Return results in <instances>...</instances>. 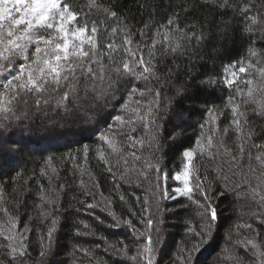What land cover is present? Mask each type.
<instances>
[{"label":"trees","instance_id":"1","mask_svg":"<svg viewBox=\"0 0 264 264\" xmlns=\"http://www.w3.org/2000/svg\"><path fill=\"white\" fill-rule=\"evenodd\" d=\"M88 2L69 0L75 10L84 12L89 11ZM98 2L118 13L120 22L128 26L137 42H148L156 28L176 15L182 31L173 33L176 39L172 43L174 46L178 43L179 48L172 52L157 46V75L147 81L121 80L106 96L97 99H92L91 92L87 97L81 92L69 107V113L76 115L56 108L54 100L40 108L30 100L26 108L8 114L7 120L0 117V188L3 189L0 208L7 209V213L0 211V224L6 227L10 217L16 219L17 231L25 237L22 242L28 253L15 264H138L130 257L143 249L145 238L140 232L145 226L140 221L147 218L153 220L150 230L153 264H184L180 259L182 249L190 248L194 239L189 229L195 227L199 231L201 221L196 206L186 197L165 198L162 190L169 197L175 195L177 181L173 177L182 171L185 162L182 152L194 148L201 133L211 134L210 129H218L214 137L218 148L213 150L212 157L197 154L192 184L196 183L195 176L203 181L202 186L216 208L217 220L212 224L211 238L194 255L193 264H237V259L240 264H250L251 246L245 249L237 240L247 236L264 248V225L260 223L264 219L261 215L264 206L258 205L249 192V185L256 186L262 170L247 156L248 151L255 154L253 144H264V113L254 110L256 106L252 103L241 104L245 113L241 117L242 130L251 134V140L237 132L228 97L235 95L237 86L246 91L247 85L238 81L229 88L224 82V70L229 64L240 60L247 63L249 59L257 67H264V0H251L252 10L247 14L241 9L249 0H228V6H221L224 0ZM257 13L259 22L252 26V32L245 31L250 23L246 15ZM88 20L89 24L95 20L100 26V44L107 43L111 27L117 21L94 8ZM142 29L146 32L143 37L139 34ZM249 49L256 50L258 55L249 56ZM250 73L246 78L254 80V95L257 99L264 98L261 90L264 79L252 70ZM133 86L145 91L144 103L152 99L150 90L161 93L156 112L158 128L151 129L156 139L141 150L144 160L129 158L128 166L122 161L118 165V157L111 155L110 163L106 164L99 153L103 151L107 156L110 150L100 137L115 123L116 115L133 116L135 120L122 107ZM137 99H140L138 95L133 97L130 107L137 106ZM240 99L237 96L238 102ZM132 127H135L132 135L147 139L146 130L138 120L134 125L118 126L113 131L124 141ZM220 141L224 147L219 146ZM242 142L245 154L241 161L237 145ZM225 147L238 157L237 161H231ZM145 160L158 165L160 175L167 173V181H159L160 188L156 187L154 171L148 172L147 181L138 176ZM125 167L132 169L126 175ZM196 198L202 199L198 194ZM90 204L94 207H88ZM145 207L148 213L144 212ZM53 219L56 224L49 243L47 232L53 227ZM128 219L134 228L124 223ZM244 224H252V229L241 227L237 233L236 226ZM5 235L0 234V264H9L11 257L6 259V253L21 242L19 236L6 240ZM125 246L126 255L121 251ZM41 250L45 251L43 257L39 255Z\"/></svg>","mask_w":264,"mask_h":264},{"label":"snow or ice","instance_id":"2","mask_svg":"<svg viewBox=\"0 0 264 264\" xmlns=\"http://www.w3.org/2000/svg\"><path fill=\"white\" fill-rule=\"evenodd\" d=\"M88 12L83 9L77 11L69 3V0H0V76L3 81L0 82V117L8 119V114H15L17 109L26 108L31 103L40 108L49 106L54 100V106L63 109L65 113L76 115V112L69 113L70 104H74L81 92L87 97L89 92L92 99L106 96L121 80H149L157 75L156 73V57L157 46L167 50L171 49L175 52L179 48V44L173 45L172 41L174 32L182 31L176 23L177 16L173 15L166 23L156 28L154 33L149 37L148 42L143 40L137 42L133 40V34L126 24L120 22L118 13L111 7H105L98 0H89ZM221 6H228V0H224ZM102 11L106 17L115 19L117 24L111 27L108 34V42L101 45L99 41L100 26L95 20L89 24V16L91 9ZM252 10L251 0L246 4L241 12L247 14ZM259 13L247 16L250 21L245 27V31L252 32L253 25L258 21ZM83 17V19H81ZM103 24V21H101ZM148 25H145V29ZM104 31L108 32L105 28ZM140 36L146 35V32L140 30ZM194 35V33H193ZM119 37V43L117 38ZM202 38V37H200ZM258 53L254 49H249V56L255 57ZM19 61V63H17ZM250 70L259 74L264 79V67H257L251 59L245 63L243 60L229 64L225 67L224 82L229 88L237 85V81L247 85L246 91L239 88L235 89V95L228 97V104L234 116L232 124L236 126L237 132L246 135L251 140V134H244L241 126V117L245 113L241 111V104H254V110L264 113V98L257 99L254 95L256 91L254 80L246 78L251 75ZM115 76V79L112 77ZM264 91V89H261ZM152 99L144 103L145 91L133 86L128 92V101L122 107L126 113H132L135 116L116 115L113 120L114 124H110L108 130L101 135L108 149V155L100 151L99 157L106 164L110 163L109 156L116 155L118 159L116 164L129 165V158L132 161L144 160L142 149L147 143L151 146L152 141L156 139L152 133V126H156V112L160 108L159 97L161 93L158 90H150ZM138 95L140 99L135 100L136 107H130L133 97ZM237 96L241 99L238 102ZM26 114V113H25ZM211 115V111H209ZM20 119L19 116L16 117ZM136 120L143 124L146 130L145 137H138L131 134L135 132V127L125 135L124 141L118 138L114 128L118 126L134 125ZM244 123H247L245 118ZM205 126L202 124L201 128ZM218 129H210L211 134L201 133L199 139L195 142V147L186 149L182 152L184 164L182 171L176 173L173 179L180 182L182 186L175 188V195L168 196L166 190H162L165 198L177 199L178 197H186L192 204L196 206V215L200 218V230L195 227L189 229L192 233L193 242L190 248L182 249L180 259L184 264H193V257L200 251L201 245L211 238L212 224L217 220V211L209 198L208 193L203 188V181L199 176H195V185L192 184L194 166L193 161L197 154L203 156L207 154L209 157L214 155L213 150L218 148L214 140L215 132ZM227 134V129L224 130ZM220 147H224L223 142H219ZM239 160L244 159L245 144L239 143ZM256 149L255 154L248 151V160H255L262 170L257 177L258 183L255 187L249 185V192L258 205L264 206V144H253ZM127 149V151H126ZM225 152L230 155L231 161H237L238 157L231 155V149L224 148ZM87 146H84V155L87 156ZM249 168L252 169L250 164ZM131 168L125 167L124 175ZM111 172L112 168L109 167ZM156 173L157 188H160L159 181H167V173L160 175L158 165L145 160L144 167L138 171V176H142L144 180H148V172ZM227 179V177H225ZM151 183V181H149ZM3 189L0 188V196ZM202 197L197 199L196 195ZM222 194V193H221ZM155 196L156 193L153 192ZM123 199V197H121ZM139 199V198H137ZM145 205L148 204V197H144ZM94 207V205H88ZM0 211L7 213L6 208H0ZM144 212L148 213L149 209L144 208ZM45 215H47L45 213ZM264 216V213H261ZM145 227L140 232L145 238L143 249L137 250L136 255L130 257L131 260L137 261L138 264H153V236L151 235V227L153 220L151 218L142 219L140 221ZM130 227H135L132 220L124 221ZM264 225V219L260 220ZM56 221L53 219L52 225L47 232V239L51 242L52 233L55 230ZM6 227L0 224V234L5 235L6 240H15L21 237L18 247H11L10 252L6 253L5 258L11 257L9 264H15L18 258H23L27 253V246L23 244L25 238L22 233L17 231V222L15 218L10 217L6 221ZM252 229V224L237 225L236 231L239 233L240 228ZM24 231H28L25 225ZM140 231V230H137ZM255 231V230H253ZM258 234V233H257ZM238 244L247 249L251 246L250 264H264V248L256 243L254 239L247 236L242 240H237ZM7 249V245L4 246ZM43 249V246H42ZM87 251V250H85ZM121 251L126 255V246ZM40 257L45 255V251L41 250ZM237 264L240 260L237 259Z\"/></svg>","mask_w":264,"mask_h":264},{"label":"rangeland","instance_id":"3","mask_svg":"<svg viewBox=\"0 0 264 264\" xmlns=\"http://www.w3.org/2000/svg\"><path fill=\"white\" fill-rule=\"evenodd\" d=\"M224 73H225V70H224ZM225 75H226V73H225ZM238 82V81H237ZM226 84V83H225ZM227 85V84H226ZM180 186H182L181 184H180V182H177V187H180Z\"/></svg>","mask_w":264,"mask_h":264}]
</instances>
